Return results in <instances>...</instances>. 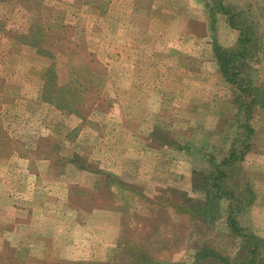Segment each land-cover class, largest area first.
<instances>
[{
	"label": "rangeland",
	"instance_id": "obj_1",
	"mask_svg": "<svg viewBox=\"0 0 264 264\" xmlns=\"http://www.w3.org/2000/svg\"><path fill=\"white\" fill-rule=\"evenodd\" d=\"M27 1L0 3V264H134L137 254L192 264L202 247L233 258L239 241L223 222L205 224L188 209L202 198L198 175L226 156L242 120L212 54V38L234 49L238 33L220 15L212 33L205 0L52 2L70 28L64 48L85 53L73 67L91 70L63 92L76 115L39 100L51 60L4 33L34 25ZM224 4L247 12L261 39L243 72L264 87V0ZM43 48L66 86L70 58L49 39ZM250 126L236 173L247 174L254 200L239 224L264 239V110L253 109Z\"/></svg>",
	"mask_w": 264,
	"mask_h": 264
},
{
	"label": "trees",
	"instance_id": "obj_2",
	"mask_svg": "<svg viewBox=\"0 0 264 264\" xmlns=\"http://www.w3.org/2000/svg\"><path fill=\"white\" fill-rule=\"evenodd\" d=\"M4 1L7 2L8 0H0V3ZM22 1L28 2L27 0ZM42 1L43 8L41 7ZM54 1L56 3L63 0H32L37 8L34 25L30 26L24 34H18L16 31L4 33L8 35V39H11L14 45L32 46L37 49L39 55L51 60L52 64L44 69L41 75L43 85L38 91L39 100L59 111L78 115V109L73 106L74 96H67L63 92L70 93L69 85L71 83L80 85L77 75L81 78L84 74L86 80V74H89L91 70L86 65L73 67L75 64L74 58L85 53L79 49L73 52L69 46L64 48L67 45L64 43L68 38L67 30L70 28L62 24L63 18L58 16L60 11L54 12L53 7H48ZM71 1V6H79L78 0ZM224 1L205 0L204 6L212 33L215 31L217 15L225 17L228 27L238 33L234 49L223 48L212 38V54L221 78L234 92V106H236L239 115L242 114L243 116L240 117L242 120L237 121V124H235V134L230 141L226 156L213 167L211 173L198 175L202 181L200 184H195L193 189L199 191L202 198L196 201L190 200L192 203L188 211L189 213L192 211L193 217L200 218L208 225L222 221V227L227 238L239 241V251L230 259L211 247H202L193 254L192 264H264V239L257 237L249 229L243 228L239 224V217L243 211L252 205L254 194L247 174L241 173L239 176L236 173L237 164H240L250 151L251 139L255 134L250 126L253 109L258 107L264 110V87L261 85L255 86L248 76H244L243 72L244 61L253 58L259 52L261 39L257 37L255 27L249 21L247 12L227 6ZM81 4L89 6L90 0H83ZM42 39H49L59 45L60 56L70 58L68 67L71 80L67 82L66 86L57 84L55 70L58 64H56V56L47 48L40 50ZM83 46L85 48L84 44ZM87 56H91V54H87ZM72 75H75V78ZM74 90L76 91L77 88L75 87ZM187 149L185 147L181 148L184 151ZM221 203H226L224 212L221 211ZM137 255L141 261L137 258L134 264L140 262V264H157L145 260L141 254ZM134 258L135 256H133Z\"/></svg>",
	"mask_w": 264,
	"mask_h": 264
}]
</instances>
